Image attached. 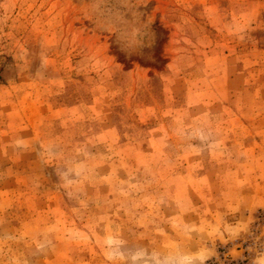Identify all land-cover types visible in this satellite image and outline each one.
I'll return each instance as SVG.
<instances>
[{
	"label": "rangeland",
	"instance_id": "1",
	"mask_svg": "<svg viewBox=\"0 0 264 264\" xmlns=\"http://www.w3.org/2000/svg\"><path fill=\"white\" fill-rule=\"evenodd\" d=\"M0 264H264V0H0Z\"/></svg>",
	"mask_w": 264,
	"mask_h": 264
}]
</instances>
